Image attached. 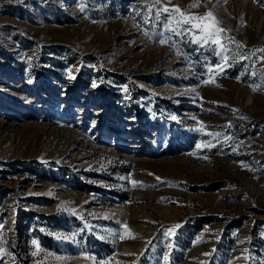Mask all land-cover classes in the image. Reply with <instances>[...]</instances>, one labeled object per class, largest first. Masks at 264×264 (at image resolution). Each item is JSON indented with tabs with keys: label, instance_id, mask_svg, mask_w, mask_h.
<instances>
[{
	"label": "rangeland",
	"instance_id": "rangeland-1",
	"mask_svg": "<svg viewBox=\"0 0 264 264\" xmlns=\"http://www.w3.org/2000/svg\"><path fill=\"white\" fill-rule=\"evenodd\" d=\"M145 2L0 0V264H264V0L218 73Z\"/></svg>",
	"mask_w": 264,
	"mask_h": 264
},
{
	"label": "snow or ice",
	"instance_id": "snow-or-ice-1",
	"mask_svg": "<svg viewBox=\"0 0 264 264\" xmlns=\"http://www.w3.org/2000/svg\"><path fill=\"white\" fill-rule=\"evenodd\" d=\"M219 3L220 0H217ZM170 0H146L144 7L147 9V20L150 21L152 19L159 21L164 24L165 29L169 30L170 32L174 33L177 36H185L187 35L190 38V42L193 44L200 45L201 47L209 48L217 56L222 57L223 63L215 65V72H222L224 68L228 67L227 61L229 60V55L226 53L231 52L232 59L235 60L237 56L241 60L247 59L241 51H232L229 48V44H235L237 49L243 48V45L235 41L234 38L226 35V32L229 31L228 29L222 27V21H220L214 15V7L213 9H209L203 14H190L189 9L196 8L200 6V0H192L187 8L181 9L179 6H172L169 7L168 4ZM167 39H161L160 43H166ZM261 53H264V48L258 49ZM264 59V56L261 57ZM208 72L212 74L214 69L212 67L208 68ZM255 74V73H253ZM214 82L211 79L204 81V83H211ZM96 85L93 84V87ZM253 90H257L254 88ZM171 119L175 120L176 117L172 116ZM202 123V122H201ZM209 135H219L218 133H209ZM198 149L200 148H210L212 147L211 143H200L196 146ZM157 179H160L157 177ZM133 185H136L137 181H132ZM73 214H75V209H71ZM83 219V217H81ZM87 226V225H86ZM3 225H0L2 228ZM180 227L179 224L172 225L167 232L166 235H174L175 230ZM125 235L131 236V232L128 229L127 225H123ZM125 235H121V239L125 238ZM58 239H72L74 237H57ZM5 241L3 240V234L0 232V245H3ZM34 244H37L36 241H33ZM37 248L39 249V245L37 244ZM5 254V249L0 246V255ZM37 253H33L36 255ZM52 255V254H48ZM207 255V254H206ZM91 258V257H86ZM57 259H66L64 257H57ZM95 259V258H91ZM168 257L165 256V260L167 261ZM97 264H111V261H99ZM135 264V262H133Z\"/></svg>",
	"mask_w": 264,
	"mask_h": 264
}]
</instances>
